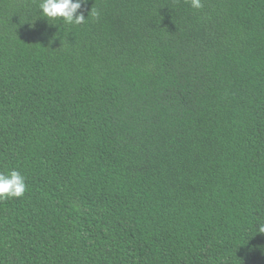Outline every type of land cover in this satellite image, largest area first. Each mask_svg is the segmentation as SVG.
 I'll use <instances>...</instances> for the list:
<instances>
[{"label": "trees", "instance_id": "16d2710c", "mask_svg": "<svg viewBox=\"0 0 264 264\" xmlns=\"http://www.w3.org/2000/svg\"><path fill=\"white\" fill-rule=\"evenodd\" d=\"M40 3L0 0V264H264V0Z\"/></svg>", "mask_w": 264, "mask_h": 264}, {"label": "clouds", "instance_id": "9594fccd", "mask_svg": "<svg viewBox=\"0 0 264 264\" xmlns=\"http://www.w3.org/2000/svg\"><path fill=\"white\" fill-rule=\"evenodd\" d=\"M85 0H41L39 8L47 19H62L67 24H81L86 19L80 11ZM194 9L203 7L202 0H191ZM96 13H94L95 15ZM25 177L19 171L0 173V200L22 197L26 191ZM264 232V224L259 226Z\"/></svg>", "mask_w": 264, "mask_h": 264}]
</instances>
